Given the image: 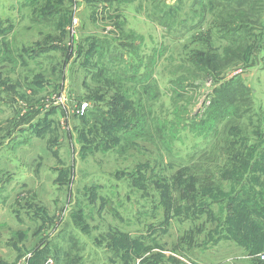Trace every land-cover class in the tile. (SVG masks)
<instances>
[{"label":"rangeland","instance_id":"rangeland-1","mask_svg":"<svg viewBox=\"0 0 264 264\" xmlns=\"http://www.w3.org/2000/svg\"><path fill=\"white\" fill-rule=\"evenodd\" d=\"M172 1L0 0V264H264V0Z\"/></svg>","mask_w":264,"mask_h":264},{"label":"built area","instance_id":"built-area-1","mask_svg":"<svg viewBox=\"0 0 264 264\" xmlns=\"http://www.w3.org/2000/svg\"><path fill=\"white\" fill-rule=\"evenodd\" d=\"M167 1L169 2V4H173V3H171V2H173L172 0H167ZM87 107H88L87 103H82L79 110H78V114H80V115L85 114ZM49 262L52 263L51 261H47V262L45 261L46 264H48Z\"/></svg>","mask_w":264,"mask_h":264},{"label":"trees","instance_id":"trees-1","mask_svg":"<svg viewBox=\"0 0 264 264\" xmlns=\"http://www.w3.org/2000/svg\"><path fill=\"white\" fill-rule=\"evenodd\" d=\"M101 1H103V2H107V1H110V0H101ZM264 40V39H263ZM211 58V57H210ZM236 77V81L238 82V77L237 76H235ZM235 77H231L229 80H227V81H225V83L224 84H230V82H232L233 80H235ZM242 85V84H241ZM243 86H245V85H243ZM243 86H242V88H243ZM238 88H239V86L237 87V89H236V91H238ZM246 88V87H245Z\"/></svg>","mask_w":264,"mask_h":264},{"label":"crops","instance_id":"crops-1","mask_svg":"<svg viewBox=\"0 0 264 264\" xmlns=\"http://www.w3.org/2000/svg\"><path fill=\"white\" fill-rule=\"evenodd\" d=\"M262 150H264V148H262ZM264 155V154H263Z\"/></svg>","mask_w":264,"mask_h":264}]
</instances>
